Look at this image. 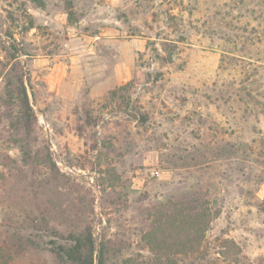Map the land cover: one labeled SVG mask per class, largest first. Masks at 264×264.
<instances>
[{
	"label": "rangeland",
	"instance_id": "374dc122",
	"mask_svg": "<svg viewBox=\"0 0 264 264\" xmlns=\"http://www.w3.org/2000/svg\"><path fill=\"white\" fill-rule=\"evenodd\" d=\"M43 1L0 0V264L88 230L104 264H264V0Z\"/></svg>",
	"mask_w": 264,
	"mask_h": 264
},
{
	"label": "trees",
	"instance_id": "16d2710c",
	"mask_svg": "<svg viewBox=\"0 0 264 264\" xmlns=\"http://www.w3.org/2000/svg\"><path fill=\"white\" fill-rule=\"evenodd\" d=\"M29 1L38 7H43L45 4L43 0H29ZM65 9H66L68 22L75 23L77 21L76 12L74 11L72 3L70 1L65 2ZM20 102H21L22 116L26 121V126H29L30 120L35 116L31 110L28 96L24 88L21 89ZM190 203L191 200L190 202L189 200H186L183 203H179L177 206L178 207L177 209L179 211L178 214L187 217L188 222L196 218L195 216L198 210L197 206H192ZM165 217L166 218L169 217L168 213L165 214ZM181 220L182 219L180 218V223H182ZM201 239H202V235L201 234L197 235V240L200 241ZM94 247H95V243L92 232L88 230L85 234H70L68 237H66L65 241L57 245L56 244L54 245V251H56L58 255L65 257L74 264H104L105 261L103 257V251L100 249L99 252L95 255Z\"/></svg>",
	"mask_w": 264,
	"mask_h": 264
}]
</instances>
